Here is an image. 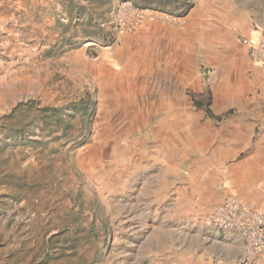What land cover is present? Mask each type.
I'll return each instance as SVG.
<instances>
[{"label": "rangeland", "instance_id": "rangeland-1", "mask_svg": "<svg viewBox=\"0 0 264 264\" xmlns=\"http://www.w3.org/2000/svg\"><path fill=\"white\" fill-rule=\"evenodd\" d=\"M125 3L202 22L184 68L247 86L233 100L253 104L219 117L254 123L238 143L258 155H193L200 141L151 108L134 74L149 55L122 43L140 27L113 29ZM259 25L264 0H0V264H231L240 243L208 223L227 181L204 179L243 160L264 192V71L240 42Z\"/></svg>", "mask_w": 264, "mask_h": 264}, {"label": "crops", "instance_id": "crops-1", "mask_svg": "<svg viewBox=\"0 0 264 264\" xmlns=\"http://www.w3.org/2000/svg\"><path fill=\"white\" fill-rule=\"evenodd\" d=\"M187 19H189L187 20L188 25L182 30L173 26L145 23L136 32L126 36L122 42L124 51L129 50L132 45L137 53L143 44L146 54L149 55L148 62L145 63L146 67L135 68L134 74L151 79L149 80L151 108L172 110L165 116L170 120L168 123L182 126L181 133L183 135L187 133L184 136L186 139L200 141L201 147L198 151L201 152L193 151V155L240 156L242 153L246 156L258 155L260 148L256 145L247 147V143L241 146L238 143L240 140H247V142L253 140L254 123L245 124L238 120L231 122L230 119L222 117L217 120L206 114V107L213 116L218 117L226 110L253 103L233 100V94L241 93L247 89V86L236 85L233 87L229 71L214 70L208 73L201 72L200 69L185 70V57H191L199 65V53L198 51L194 52L193 46L197 45L198 49L201 43L200 30L203 28L202 22L196 20L192 14H188ZM259 27L260 25L250 29L249 34L245 36L254 34L255 29ZM188 46L191 50L190 53L185 51V47ZM244 49L246 51V47ZM246 56V61H249L253 68L258 67L250 61L247 52ZM114 57H118L121 62L123 60L120 54H116ZM219 57L217 56L215 59ZM206 59H210V57L205 56L204 60ZM120 69L124 70L122 66ZM195 100L201 105L196 106ZM207 103L209 104L207 105ZM247 116L251 117V115ZM259 139L264 141V130ZM212 142H216L214 148L209 147ZM224 142H227L225 147L221 146ZM258 169L252 170L249 164L242 160L232 164L225 172L209 171L204 182L206 186L210 187L215 185L218 180H225L227 182H225L224 188L218 192L220 198L227 192H233L247 206L263 210L264 192L255 189L258 177L263 176L256 175ZM251 171L252 177L246 185L242 184L241 180L247 178L246 175ZM261 264H264V259Z\"/></svg>", "mask_w": 264, "mask_h": 264}, {"label": "built area", "instance_id": "built-area-1", "mask_svg": "<svg viewBox=\"0 0 264 264\" xmlns=\"http://www.w3.org/2000/svg\"><path fill=\"white\" fill-rule=\"evenodd\" d=\"M144 23L183 29L186 17L125 3L114 16L113 29L117 35H122L134 32ZM240 42L246 47L250 61L264 71V27L241 37ZM208 223L217 231L234 234L240 243L231 264H261L264 259V209L251 208L237 194L227 192L213 207Z\"/></svg>", "mask_w": 264, "mask_h": 264}, {"label": "trees", "instance_id": "trees-1", "mask_svg": "<svg viewBox=\"0 0 264 264\" xmlns=\"http://www.w3.org/2000/svg\"><path fill=\"white\" fill-rule=\"evenodd\" d=\"M208 100H209V98H208ZM194 102H195V105H196V106H200V105H201L197 100H195ZM208 104H209V103H207V105H208ZM23 106L26 107V108H28V107L31 106V102L29 101V102H27V103H19V104L15 105V106L13 107V109L10 111V113L7 114V117H12L14 114H16L17 112H19V110H20ZM39 110L45 112V111H48V110L51 111V110H53V109H52L51 107H45V106H43V107H41ZM206 114H207L208 116H210V117H213V118L217 119V120L220 119L219 116H218V117L213 116L212 113H211V111H210L207 107H206Z\"/></svg>", "mask_w": 264, "mask_h": 264}, {"label": "bare ground", "instance_id": "bare-ground-1", "mask_svg": "<svg viewBox=\"0 0 264 264\" xmlns=\"http://www.w3.org/2000/svg\"><path fill=\"white\" fill-rule=\"evenodd\" d=\"M182 30V29H181ZM125 74V73H124ZM126 76V75H125ZM125 84H126V82H125Z\"/></svg>", "mask_w": 264, "mask_h": 264}]
</instances>
